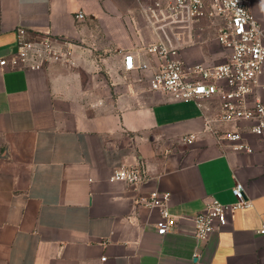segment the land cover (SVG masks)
I'll return each instance as SVG.
<instances>
[{
    "label": "crops",
    "instance_id": "0c3cea01",
    "mask_svg": "<svg viewBox=\"0 0 264 264\" xmlns=\"http://www.w3.org/2000/svg\"><path fill=\"white\" fill-rule=\"evenodd\" d=\"M145 1L0 0V56L18 27L71 41L68 61L0 69V264H264V138L250 136L253 153H223L194 102L124 80L126 50L155 69V56L138 50L158 38ZM249 9L264 27V0ZM189 131H200L192 144L181 139ZM135 163L149 181L112 179L116 166ZM237 181L253 205L203 242L186 220L159 235L158 210L141 203L167 191L171 213L194 215L212 198L234 202Z\"/></svg>",
    "mask_w": 264,
    "mask_h": 264
},
{
    "label": "built area",
    "instance_id": "2783aa9c",
    "mask_svg": "<svg viewBox=\"0 0 264 264\" xmlns=\"http://www.w3.org/2000/svg\"><path fill=\"white\" fill-rule=\"evenodd\" d=\"M140 7L148 29L158 38L138 50L155 56V69L146 64L142 53L126 50L121 69L124 80L133 81L134 87L143 82L145 91L167 100L194 102L203 112L202 131L221 152L253 153L250 136L264 138V27L250 11L249 0H148ZM76 18L84 20L87 15L80 11ZM204 22L213 28L223 59L188 61L182 51L195 44ZM136 32L141 34L139 29ZM70 43L62 35L18 27L15 47L0 56V69L41 68L53 61H68ZM136 70L142 76H136ZM127 90L133 92L129 85ZM199 133L189 131L181 139L192 144ZM112 179L137 187L149 181L151 174L141 163L121 164ZM232 192L234 202L212 198L204 209L189 216L170 212L167 191L152 190L141 203L158 210L155 228L159 235H168L186 220L193 225L194 238L203 242L229 223L230 213L253 205L243 182L237 181ZM257 233L264 236V221Z\"/></svg>",
    "mask_w": 264,
    "mask_h": 264
},
{
    "label": "rangeland",
    "instance_id": "374dc122",
    "mask_svg": "<svg viewBox=\"0 0 264 264\" xmlns=\"http://www.w3.org/2000/svg\"><path fill=\"white\" fill-rule=\"evenodd\" d=\"M202 27L204 30L200 31L201 36L197 38L194 45L185 48L182 51V55L184 56V58L191 62L202 60L203 57L208 61L223 59V55L221 53H218V51L222 50V48L215 41L213 28L209 27V25H206L205 22ZM200 48H203L204 53L203 55L202 53H200L201 55L197 53V55H200L197 56L193 51H196Z\"/></svg>",
    "mask_w": 264,
    "mask_h": 264
}]
</instances>
